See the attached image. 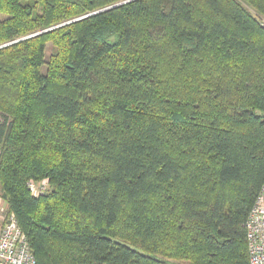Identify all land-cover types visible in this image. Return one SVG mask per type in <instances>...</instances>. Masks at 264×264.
Listing matches in <instances>:
<instances>
[{"label": "trees", "instance_id": "trees-1", "mask_svg": "<svg viewBox=\"0 0 264 264\" xmlns=\"http://www.w3.org/2000/svg\"><path fill=\"white\" fill-rule=\"evenodd\" d=\"M0 13V198L37 264H250L264 0H0Z\"/></svg>", "mask_w": 264, "mask_h": 264}, {"label": "built area", "instance_id": "built-area-1", "mask_svg": "<svg viewBox=\"0 0 264 264\" xmlns=\"http://www.w3.org/2000/svg\"><path fill=\"white\" fill-rule=\"evenodd\" d=\"M34 183L37 182L28 184L34 196L38 197L49 191L44 186L38 189ZM246 221L250 264H264V183ZM0 264H37L29 239L15 215L3 218Z\"/></svg>", "mask_w": 264, "mask_h": 264}, {"label": "rangeland", "instance_id": "rangeland-1", "mask_svg": "<svg viewBox=\"0 0 264 264\" xmlns=\"http://www.w3.org/2000/svg\"><path fill=\"white\" fill-rule=\"evenodd\" d=\"M4 18H5V15L0 13V20H2ZM51 49H52V46L49 48V52L48 53L51 52ZM34 184H36L38 189H40L42 186H44L47 191L50 190V184H49V182L47 180L39 181V182L34 183ZM6 207L8 208V205L5 202H3L2 207H0L1 209H3V213L6 211ZM7 215H8V213H6V215H4V217H6Z\"/></svg>", "mask_w": 264, "mask_h": 264}, {"label": "crops", "instance_id": "crops-1", "mask_svg": "<svg viewBox=\"0 0 264 264\" xmlns=\"http://www.w3.org/2000/svg\"><path fill=\"white\" fill-rule=\"evenodd\" d=\"M3 202L4 201L0 198V207H2ZM7 210H8V208L6 207V211L3 213V209L0 208V233L2 230V226H3V218H4V215H6Z\"/></svg>", "mask_w": 264, "mask_h": 264}, {"label": "bare ground", "instance_id": "bare-ground-1", "mask_svg": "<svg viewBox=\"0 0 264 264\" xmlns=\"http://www.w3.org/2000/svg\"><path fill=\"white\" fill-rule=\"evenodd\" d=\"M29 183H30V182H29ZM28 187H29V186H28ZM246 222H247V221H246ZM246 222H245V224H246ZM245 224H244V228H245V230H246L247 245H248V231H247V228H246ZM248 250H249V247H248Z\"/></svg>", "mask_w": 264, "mask_h": 264}]
</instances>
